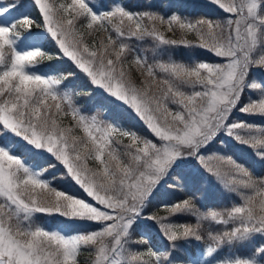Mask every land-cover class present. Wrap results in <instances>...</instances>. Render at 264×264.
Here are the masks:
<instances>
[{"label": "snow or ice", "instance_id": "snow-or-ice-1", "mask_svg": "<svg viewBox=\"0 0 264 264\" xmlns=\"http://www.w3.org/2000/svg\"><path fill=\"white\" fill-rule=\"evenodd\" d=\"M32 2L57 56L43 46L20 47L32 35L28 14L0 22V264H78L82 247L95 250V264H183L180 249L205 238L203 254L211 258L206 264H264V173L254 171L256 164L264 167V127L232 119L236 111L264 116V0H207L227 18L194 21L175 13L165 19L135 12L122 0L110 10L92 0ZM20 7L18 0H0V17ZM157 22L193 33L196 41L166 38ZM99 29L114 36L97 42L92 37ZM148 38L154 42L151 63L128 42ZM180 47L202 49L225 62L178 63L169 50ZM163 56L167 60L160 62ZM54 58H65L76 71L44 65ZM81 77L91 90H73L72 81ZM245 90H259V97L245 103ZM99 101L105 111L93 113ZM127 113L153 139L124 127ZM221 135L254 150L252 168L231 155L208 152ZM57 164L62 171L51 175ZM201 173L241 202L200 212L185 198L166 208L167 216L149 212L157 196L174 190L168 185L173 175L174 183L188 185ZM55 183L69 190H57ZM72 188L84 197L70 194ZM37 214L98 228L71 234L37 224ZM186 214L196 225L172 222L174 215ZM201 221L224 227L201 235ZM153 226L167 249L151 246ZM135 232L142 238L133 239ZM225 247L229 252L222 257Z\"/></svg>", "mask_w": 264, "mask_h": 264}, {"label": "trees", "instance_id": "trees-1", "mask_svg": "<svg viewBox=\"0 0 264 264\" xmlns=\"http://www.w3.org/2000/svg\"><path fill=\"white\" fill-rule=\"evenodd\" d=\"M50 3H67L70 2V0H49ZM92 3L105 6L103 7V10H110L109 6L114 7L115 6V0H92ZM122 3L131 5L129 10L135 11V12H142V11H152L159 15H164L165 19H167L171 14H178L181 18H189L193 21L196 19H212V20H224L226 19V15L224 12H222L217 6L215 5H209L207 3V0H122ZM149 5H152L154 7H148ZM18 11L24 12V14H28L30 19H33L34 22H38L39 26L33 24L32 29L30 30L32 35L27 36L30 37L31 40L36 42L38 46H43L42 50L50 53L53 57L57 56V48L52 42L50 38V34L47 33L46 28L43 25L42 22V14L38 11V6H34L32 0H23L21 3V7L18 8ZM145 23H148L145 21ZM157 28L163 32L166 36V38L171 39H180L185 38L190 41H196L195 34L189 33V32H182L177 28H173L172 30H169L167 25H161L159 22L156 23ZM79 27V25H77ZM25 35L24 33H22ZM112 34L114 36V33L105 32L103 29H99L94 33V38L97 42H99L102 39H105L106 36ZM87 36V33H86ZM88 38L89 42L91 43V39ZM130 44L133 45L138 51L143 50V54L146 55L149 58V62H152V57L154 55L152 49L154 47V42L148 38L144 41H137L135 39H132L128 41ZM6 54L8 53L7 48L5 49ZM190 53L192 54L190 56ZM169 54L173 57L174 60H182V61H194L199 58H205L210 59L214 58L212 54H210L207 51H204L202 49H186L185 47L170 49ZM131 60V57H129ZM167 60V56H163L162 60L160 62H164ZM44 65L48 66H54L61 71L65 72H72L76 71L74 66L67 61L65 58H59V59H52V60H45ZM127 68L131 70L132 78L139 83L140 76L138 72L136 71L135 65H126ZM79 76V74L77 73ZM71 79V78H70ZM72 83L75 85L74 89L75 91H87L91 90L87 88V81L84 80L82 77L79 79H75L72 81ZM99 100V97L95 98ZM79 103L85 104L86 106H89L88 101L84 98L79 99ZM100 108L96 109L101 111L103 113L105 111L104 102L99 101ZM130 116L129 114L124 119L128 118ZM64 120H68V118H64ZM138 126H142L140 123H137ZM136 126V123H135ZM3 129H0V132H2ZM211 151L213 150L212 144ZM209 150V149H208ZM215 153H218V151H215ZM52 163H55L53 160ZM45 167L47 164L44 165ZM58 164L55 169L50 170L51 175H56L58 171L56 169L58 168ZM172 178H177L175 175H173ZM212 175H203L200 174L198 179L188 185H176L174 181L169 180L168 185L174 189L173 191H170L167 197L161 198L157 196L156 199H154L149 206L150 208L157 207L160 210L166 209L168 207H171L173 204L180 202L184 200L185 198H190L193 206L200 210V212H204L208 209H220L224 207H231L232 202L240 203L241 201L239 198L234 194H229L225 191L224 186L221 184L220 181H212L214 179ZM175 189H182V190H175ZM163 200V204L162 201ZM172 221L175 223H188L191 225H196L197 220L194 216L190 214L186 215H174L172 217ZM81 224V223H79ZM202 230L201 235H205L207 231H220L223 230L222 225L215 224L213 222L209 221H201ZM142 229H144V225L142 224L140 226ZM149 234L151 236L150 244L154 249H167V241L162 236L160 231H157L156 227L153 226L149 230ZM136 235H139L136 232ZM207 244V238H205V241L198 242L195 240H191L188 242L187 248H181L180 252L186 259L183 261V264H192L193 261H195L198 256L201 255V253L204 252L206 249ZM229 252V249L225 247L223 251L220 252V256H225L226 253Z\"/></svg>", "mask_w": 264, "mask_h": 264}, {"label": "rangeland", "instance_id": "rangeland-1", "mask_svg": "<svg viewBox=\"0 0 264 264\" xmlns=\"http://www.w3.org/2000/svg\"><path fill=\"white\" fill-rule=\"evenodd\" d=\"M22 1L23 0H18V3H21ZM86 2H87V0H86ZM24 15H25L24 12L17 13L16 11H13V12L5 15L4 17H0V22L7 23L8 21H10L16 17L22 18ZM34 24L39 26V23L36 21L34 22ZM22 36H24V35L22 34ZM35 46H38V44L28 37L26 39H24L23 43L20 45L21 48H31V47H35ZM175 61L178 63H185V64H192V63H198V62H211V63H224L225 62L223 59L217 58V57L210 58V59L199 58V59H196V60L191 61V62L190 61H182V60H175ZM254 75L256 77H259L261 75V73L259 71H256V72H254ZM257 82H260V81H257ZM73 90L75 91L74 88H73ZM258 97H259V90H245V93H244L245 103H247L249 98L254 100V99H257ZM94 98H97V97H94ZM80 104H82V103H80ZM82 105H85V104H82ZM97 111H99V110L93 109V113H95ZM99 112L101 113V111H99ZM128 114L130 115V116H128V118H126V119L123 118L124 127L136 132L137 135L140 137L153 139L152 134L146 128L145 124L142 123L141 120L138 119L134 113H127L126 116ZM102 118H103V116H102ZM232 119H234L236 121L250 122V123H254L260 127H264V116H261L260 114L247 115V114H242L239 111H236V112H234ZM64 123L67 124L68 120H64ZM135 123H136V126H135ZM137 123H140L142 126H138ZM121 139L123 140L124 143L129 142L127 138H121ZM220 141H223V145L220 143ZM211 144H212V148H213L212 151H211V148H209V146L211 147ZM211 144L208 146L209 150L207 149L209 153H215V151H218V153H221L224 155H231V156H233V158L237 159L238 162L245 164V166L249 167V168H252V164L255 163L254 156H253L254 150L252 148L242 147L238 142H234V140L232 138H229L226 135H221L219 137V140H217ZM210 163L215 164L216 162L210 161ZM56 171H58L57 174L62 171L60 166H58ZM254 171L256 172L257 175L262 174V173H264V167H261V165L256 164V168L254 169ZM201 174H203V173H201ZM169 180H172L175 182L177 180V178H171ZM212 181H216V179L214 178V179H212ZM176 185H180V184H176ZM53 186L56 187L57 190H65V191L69 190L67 187L62 186L60 183H55ZM70 194L77 195L80 198L84 197V194L82 192H80L78 188H72L70 191ZM149 212L155 213L158 216H167L168 215V212L166 209L160 210L157 207L150 208ZM35 222L37 224H41V225L47 223L48 227H50V228L51 227H59L61 229H64L65 232H68L71 234L84 233L87 231L96 230L98 228V225H96L94 223H92V224H84V223L79 224V222H70V221L65 222L62 217L57 216L54 219H51V218H48L42 214H37L35 216ZM137 233L139 234V232H137ZM141 238L142 237H140V234L136 235V232L133 234V239H141ZM132 250L133 251H144L145 249L133 247ZM163 250H165V249H163ZM95 256H96V252L94 249L82 247L80 250V253L78 255V264H95ZM145 259H148V258L145 257ZM208 259H211V258L206 257V256H204V254H202V255L198 256V258L195 261H193L192 264H201V262H205V264H206V261Z\"/></svg>", "mask_w": 264, "mask_h": 264}]
</instances>
